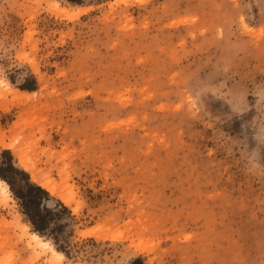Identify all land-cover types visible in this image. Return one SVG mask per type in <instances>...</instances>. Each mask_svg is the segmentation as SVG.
Segmentation results:
<instances>
[{
    "label": "rangeland",
    "instance_id": "1",
    "mask_svg": "<svg viewBox=\"0 0 264 264\" xmlns=\"http://www.w3.org/2000/svg\"><path fill=\"white\" fill-rule=\"evenodd\" d=\"M14 142L64 256L0 188V264H264V0H0V172L38 183Z\"/></svg>",
    "mask_w": 264,
    "mask_h": 264
},
{
    "label": "trees",
    "instance_id": "2",
    "mask_svg": "<svg viewBox=\"0 0 264 264\" xmlns=\"http://www.w3.org/2000/svg\"><path fill=\"white\" fill-rule=\"evenodd\" d=\"M67 1L75 4H81L84 0ZM31 85L32 84L29 83L23 84L21 85V88L32 89ZM9 169L13 172V174L18 173L23 176L18 184H16V181L14 182L13 180H10V178H7V176L1 172L0 177L9 184L10 190L19 200L22 213L25 215L27 221L31 224L33 230L40 235H43L45 231L48 230L52 232L53 235H55L53 240L58 244L61 237L60 231L62 229V225L57 224L51 227V224L53 223V220L58 218L63 211L69 212V210L61 203H55L53 207H49L45 204L48 197V193L45 188L38 183L31 182L24 171L18 170L12 164H9ZM57 249L67 253L64 246H57ZM137 263L143 264L141 258H135L130 264Z\"/></svg>",
    "mask_w": 264,
    "mask_h": 264
},
{
    "label": "bare ground",
    "instance_id": "3",
    "mask_svg": "<svg viewBox=\"0 0 264 264\" xmlns=\"http://www.w3.org/2000/svg\"><path fill=\"white\" fill-rule=\"evenodd\" d=\"M117 2H120V1H128V0H116ZM83 10L84 9H79V11H82L83 12ZM74 11V10H73ZM72 11V12H73ZM69 12V11H68ZM75 12H77V11H75ZM73 14V13H72ZM73 15H78V14H76V13H74ZM69 16V15H68ZM72 16V15H71ZM74 17V16H73ZM3 81V80H2ZM7 82V81H6ZM8 83V82H7ZM6 83V84H7ZM7 87H9V84H8V86ZM8 89V88H7ZM9 89H11V91H13L12 90V88H10L9 87ZM6 91V90H5ZM15 91V90H14ZM14 91H13V93H14ZM8 92V91H7ZM9 93V92H8ZM26 93V92H25ZM16 94V93H15ZM22 94H23V91H22ZM29 94V93H28ZM21 95V94H20ZM23 95H25V94H23ZM23 95H21V96H23ZM26 96V95H25ZM3 136V135H2ZM3 139H5V137H2ZM3 143H5V141H3ZM11 144V143H10ZM5 145H6V143H5ZM12 145V144H11ZM13 145L14 146H16V149L14 150L15 152H16V154L19 156V158H20V163L24 166V168L27 170V171H30L32 174H33V176H34V180L36 181V182H38L40 185H42L43 187H45L46 189H48L49 191H51L52 193H56L57 192V186H56V184L53 182V181H51L50 179H48V176L47 175H45V174H42V173H40L37 169H36V166H35V163L33 164V162H31V160L29 159V158H27L28 156H26L27 154H25V149L23 150L22 149V147L20 146V148L19 147H17V142H14L13 143ZM12 145V146H13ZM8 147H9V145H7ZM0 188L4 191V193H7V194H9L8 192H11V190H10V187H9V184L5 181V180H3L2 178H0ZM6 194V195H7ZM57 194V193H56ZM66 202H69V200L67 199V198H65L64 199ZM65 202V203H66ZM27 226V225H26ZM31 240H32V242H34L35 243V246H45V247H48V248H50L51 249V251L54 253V254H56V255H58V256H60V257H62V256H64V254L62 253V252H60V251H57L52 245H51V243H48V242H45V241H42V238H41V236L38 234V233H36V232H33L32 233V235H31Z\"/></svg>",
    "mask_w": 264,
    "mask_h": 264
}]
</instances>
